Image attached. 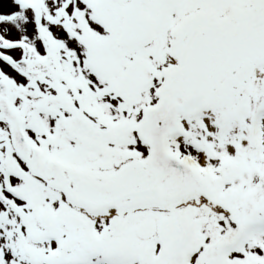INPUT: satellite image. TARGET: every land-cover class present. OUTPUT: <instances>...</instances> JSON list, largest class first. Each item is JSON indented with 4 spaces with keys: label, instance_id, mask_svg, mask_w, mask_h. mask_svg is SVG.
Wrapping results in <instances>:
<instances>
[{
    "label": "snow or ice",
    "instance_id": "snow-or-ice-1",
    "mask_svg": "<svg viewBox=\"0 0 264 264\" xmlns=\"http://www.w3.org/2000/svg\"><path fill=\"white\" fill-rule=\"evenodd\" d=\"M0 264H264V0H0Z\"/></svg>",
    "mask_w": 264,
    "mask_h": 264
}]
</instances>
